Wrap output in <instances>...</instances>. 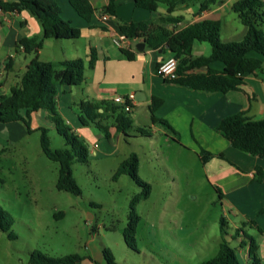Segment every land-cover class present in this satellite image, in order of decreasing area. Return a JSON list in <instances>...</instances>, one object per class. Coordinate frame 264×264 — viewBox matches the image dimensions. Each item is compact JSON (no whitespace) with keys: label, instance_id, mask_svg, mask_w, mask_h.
<instances>
[{"label":"crops","instance_id":"obj_1","mask_svg":"<svg viewBox=\"0 0 264 264\" xmlns=\"http://www.w3.org/2000/svg\"><path fill=\"white\" fill-rule=\"evenodd\" d=\"M0 1L13 3L16 0ZM55 1L61 7L62 18L80 31V38L71 41L48 39L39 51L38 58L42 62L58 63L77 58L85 62L84 82L80 86L60 88L57 111L63 123L87 143L89 155L92 149L97 157L100 155L113 157L120 154L123 142L131 146L129 140H137V138H126L119 132L115 126V119L110 113H106L105 117L100 119L109 132V138L105 137L95 124L87 122L88 120L85 123L81 122L80 105L91 103L107 108L110 104H114L113 100L116 97L134 94L135 105L130 114L133 124L127 129L126 134L137 136L139 129L148 131L150 136L144 137L149 140L151 146L149 154H144L147 163H154L161 158L166 164L177 163V166L186 172L189 182L194 179L199 184L198 189H193L190 184L191 191L193 190L190 192L192 198H198L203 182L213 194L217 195L229 219H233L236 230L246 222H254L261 228L263 233L247 227L255 231L258 237L257 240L254 239L258 245V257L261 264H264V178L259 179L257 176V168L264 170V161L235 149L217 131V126L224 118L240 112L246 113V117L250 119L264 120V57L256 53L250 54L262 60L263 68L255 74L245 75V85L241 90L227 93L207 92L168 83L157 75L159 63L173 57L167 47L164 50H153L145 46L143 51H138L139 42L136 40H129L123 48L114 43L123 35L120 30L122 23L150 20L153 21L151 33L154 35H170L203 20L220 21L222 41H241L246 34V27L233 13V7L241 0H222L201 14H198L199 3L180 6L173 13L175 17H183V22L179 26L159 22V18L167 13L165 4H159L157 12L153 13L137 8L134 0H116V16L108 14V18L104 20L103 11L109 0H90L96 12L91 20L87 21L76 12L71 0ZM9 17L7 23L0 21V65L6 67V73L0 80V95H8L12 88L19 86L22 75L35 57L33 53L25 52L20 45L21 41L42 36L41 26L30 12L16 11L9 13ZM63 44L69 45L70 54ZM199 44L195 43L192 56L194 58L209 56L211 46L209 48ZM53 46L57 48L56 55H53V58H44L43 52ZM199 50H204L205 54L195 55L194 53ZM92 51L97 57L94 66H90ZM127 53L133 55V59H130ZM22 54L28 56L24 58V63L21 59ZM210 68L222 72L225 65L222 62H214ZM195 72H207V69L203 68ZM154 97L162 100L155 116L166 120L179 133V141H176L165 129L153 124L150 105ZM103 111V108L98 109V113L103 114ZM31 118L32 122L38 121V127L32 128V131L42 128L49 131L56 130L46 110L33 113ZM102 145L106 147L103 148ZM202 149L214 155L207 163L201 160ZM132 153L139 156L140 172L142 158L138 152L131 150L128 154H124L125 159L122 162ZM189 157L195 158L194 165H190ZM165 163L163 165L168 169ZM173 181L176 182V179L173 178ZM226 220L224 218L225 222ZM95 230L91 231L86 247L88 252L78 253L84 257L78 264H106L104 257L106 236ZM242 239L240 237L237 241L241 242ZM123 240L125 242V239ZM124 244L127 245L126 242ZM125 245L120 242L117 247L126 251ZM236 254L241 264H252L247 247H239Z\"/></svg>","mask_w":264,"mask_h":264},{"label":"rangeland","instance_id":"obj_2","mask_svg":"<svg viewBox=\"0 0 264 264\" xmlns=\"http://www.w3.org/2000/svg\"><path fill=\"white\" fill-rule=\"evenodd\" d=\"M63 45L70 54L69 45ZM199 45L210 48L207 43ZM56 51L55 46L48 47L44 58H53ZM194 54L205 53L199 50ZM25 57L22 54L23 63ZM31 120L30 129L38 127V121ZM136 135H128L137 140H129L131 146L123 142L120 154L97 157L91 149L87 164L73 165L81 190L76 196L57 189L59 164L44 154L40 129L29 132L23 122L0 124V208L13 222L9 232L0 229V264H29L35 251L52 258L86 254L92 229L106 236V249L118 264H201L216 256L223 237L238 250L240 242L232 237L234 221L217 195L201 182V193L192 198L191 185L198 189L199 184L194 179L189 182L177 163L166 164L163 158L147 163L144 154L150 152L149 140ZM49 138L53 150L67 147L57 130L51 129ZM131 150L142 158L140 180L151 186L149 199L136 208L140 223L134 249L124 244L123 235L130 203L142 188L128 175L115 178L124 154ZM193 159L189 157L190 165H194ZM223 217L227 219L226 234L220 230ZM245 231L257 240L255 231ZM120 242L126 251L117 247Z\"/></svg>","mask_w":264,"mask_h":264},{"label":"trees","instance_id":"obj_3","mask_svg":"<svg viewBox=\"0 0 264 264\" xmlns=\"http://www.w3.org/2000/svg\"><path fill=\"white\" fill-rule=\"evenodd\" d=\"M222 0H134L137 8H142L150 12H157L159 4L167 6L166 15L159 18V22L165 25L179 26L183 22V17L173 16V13L180 6H188L192 3H199L198 14L216 5ZM71 5L76 12L85 20L90 21L96 10L90 0H71ZM0 7L6 12H30L39 22L42 29V36L25 39L21 41L26 53H33L35 57L27 66L25 73L21 77L19 86L11 89L8 95H0V124L23 122L31 131L29 122L32 114L40 110L49 112L51 120L56 126V130L66 143V148L53 150L49 138V130H41V148L46 157L59 164V178L57 189L76 196L81 195V190L73 175V165L75 163H88L89 148L85 141L76 136L72 130L63 123L57 111V98L62 86H80L85 80V62L81 58L75 60H65L62 62H42L38 58V53L42 50L44 43L48 39L55 40H77L80 38V31L72 26L69 21L62 18L61 7L55 0H16L13 3L0 1ZM116 0H109L103 13L116 16ZM233 11L238 15L242 24L246 27V34L241 41L224 42L221 40V22L213 20H203L188 25L176 33L170 35H154L151 33L153 21L122 23L121 33L130 40L142 39L149 49H165L171 52L177 59V78L165 80L188 87L194 90L207 92H222L241 90L245 85L244 76L255 74L262 70L263 62L258 57L250 56L256 53L264 57V1L263 0H241L234 7ZM195 43H207L211 46V54L207 57L194 58L192 56ZM130 59L133 55L127 53ZM97 60L94 51L91 52L90 66H94ZM214 62H222L225 68L222 72L210 68ZM206 68L207 72H195ZM162 100L154 97L150 105L153 124L165 129L179 141V133L163 119L155 116V112L161 106ZM82 123L91 122L95 124L103 135L109 138L107 127L103 126L100 119L105 114L110 113L115 119L117 130L123 133L126 138L127 129L132 127V116L125 112L123 107L110 104L107 108L91 103H81ZM103 108V114L98 113V109ZM217 131L226 138L232 147L245 152L251 156L259 157L264 161V120H253L246 117V113L240 112L224 118L217 126ZM142 137L148 131L139 129L137 131ZM202 162L207 163L214 157L213 154L201 150ZM140 159L136 153H132L120 165L115 174V178L128 175L142 192L133 197L130 203L127 226L124 230V239L129 248L136 246L137 229L140 223V216L137 213V205L142 200L149 199L151 195L150 184L143 183L139 178ZM259 179L264 178V170L257 168ZM221 196V193L219 194ZM13 222L10 216L0 208V229L9 232ZM226 222L224 218L220 220V230L226 234ZM255 228L259 233L263 230L254 222H246L237 229L234 240L243 237L240 248H248L249 258L252 264H261L258 257V245L245 229ZM11 236V235H10ZM236 249L224 239L220 243L219 251L215 257L201 264H241L236 254ZM106 264H118L114 255L104 249ZM84 259L79 254H71L62 258H52L40 252L30 254L29 264H78Z\"/></svg>","mask_w":264,"mask_h":264},{"label":"built area","instance_id":"obj_4","mask_svg":"<svg viewBox=\"0 0 264 264\" xmlns=\"http://www.w3.org/2000/svg\"><path fill=\"white\" fill-rule=\"evenodd\" d=\"M9 13L10 12H6L2 7H0V21L7 23L10 20ZM102 18L106 20L108 18V14H104ZM129 40L130 39H127L124 35H121L119 39L114 41V43L118 47L123 48ZM177 67V59L170 57L169 59L159 63L156 73L164 80H174L177 78ZM5 73L6 67L4 65H0V80L4 77ZM113 103L123 107L125 112L131 114L135 105V96L134 94L118 96L113 100Z\"/></svg>","mask_w":264,"mask_h":264},{"label":"water","instance_id":"obj_5","mask_svg":"<svg viewBox=\"0 0 264 264\" xmlns=\"http://www.w3.org/2000/svg\"><path fill=\"white\" fill-rule=\"evenodd\" d=\"M135 40L139 42L138 46H137L138 51H143L145 49V46H146L144 40L137 39V38Z\"/></svg>","mask_w":264,"mask_h":264}]
</instances>
